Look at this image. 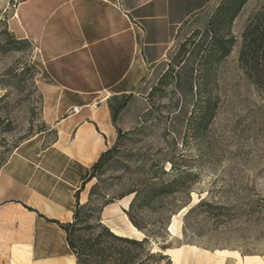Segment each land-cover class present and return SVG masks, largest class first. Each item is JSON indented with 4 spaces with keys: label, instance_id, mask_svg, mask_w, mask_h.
Segmentation results:
<instances>
[{
    "label": "crops",
    "instance_id": "0c3cea01",
    "mask_svg": "<svg viewBox=\"0 0 264 264\" xmlns=\"http://www.w3.org/2000/svg\"><path fill=\"white\" fill-rule=\"evenodd\" d=\"M221 1L24 0L13 8L12 0H0V22L34 46L46 125L0 170V264H77L58 223L73 222L93 165L119 131L141 126L175 48L208 29ZM123 202L107 206L102 221L133 238L125 213L131 201ZM184 248L172 250L173 264H185Z\"/></svg>",
    "mask_w": 264,
    "mask_h": 264
},
{
    "label": "rangeland",
    "instance_id": "374dc122",
    "mask_svg": "<svg viewBox=\"0 0 264 264\" xmlns=\"http://www.w3.org/2000/svg\"><path fill=\"white\" fill-rule=\"evenodd\" d=\"M231 1L222 0L218 8ZM261 10L264 0H248L231 24H217L218 36L235 38L232 53L221 62L207 58L213 43L208 30L175 48L143 126L124 137L86 187L81 237H89V227L99 230L110 201H124L126 207L134 199L131 191L145 183H165L172 192L142 211L150 223L164 221L160 237L151 240L153 253L169 256L194 245L209 254L211 264L218 259L223 264L264 261V89L252 83L239 62L243 33ZM33 53L31 42L11 40L0 26V170L23 142L45 127L33 81ZM115 209L124 224L123 213ZM174 221L176 236L169 233ZM185 264L196 261L191 256Z\"/></svg>",
    "mask_w": 264,
    "mask_h": 264
},
{
    "label": "trees",
    "instance_id": "16d2710c",
    "mask_svg": "<svg viewBox=\"0 0 264 264\" xmlns=\"http://www.w3.org/2000/svg\"><path fill=\"white\" fill-rule=\"evenodd\" d=\"M21 1L24 0H12L11 5L14 8L16 3ZM247 1L248 0H232L227 7H219L218 10L213 14L207 29L212 35L213 42L210 50L207 49L206 53L208 54L207 58L209 59V62H221L229 57L232 53L233 47L235 46V38L227 37L225 35L218 36L216 27L217 24L222 22H226V25L231 24ZM2 25L5 27L6 34L9 35L11 40H14L18 43H30L28 40L17 39L15 35L9 32L5 22H0V26ZM242 38L243 47L239 57L240 65L245 70L247 77L252 81V83L258 88L264 89V10H261L249 23L243 33ZM183 46L185 47L186 45L184 44ZM191 51L187 52L186 55L188 58L183 60L181 64L182 66H184L189 60ZM203 56L204 54L202 57ZM33 67L35 69V79L38 70L34 65ZM170 68L161 77L158 83L165 78V76L169 73ZM24 71V68L20 70L21 73ZM12 75L13 74H8L7 77ZM7 77L5 76L3 78ZM156 86L152 89L148 97L150 110L152 109L153 94L155 91H157ZM180 109L181 105L179 106V110ZM150 110L144 115L141 126L134 131L140 129L143 126L145 117L150 112ZM208 113L209 112L207 111L203 114V119L208 116ZM45 130L46 125L44 130L41 132H44ZM130 133H123L122 131H119L117 143L112 149L104 153L97 163L93 165L90 178L83 185V190H85L87 185L96 177V174L105 168L108 162L112 159L113 155L118 152L121 141L126 135ZM171 192V185H167L165 183H145L142 188L135 189L128 194L134 195V199L130 204L129 210L125 213L128 216L131 224L145 235V238L142 240L118 236L114 234L107 226H105L102 220L98 226V231H94L95 228L89 227V237H81L78 226L82 222V211L84 210L85 205L80 203V192L77 193V206L73 222L68 224L58 223V225L67 234V242L69 248L76 257L77 264H164V262H166V264H171V259L169 256L162 253H153L151 250V240L160 237V234L163 231V219H157L153 223H150L142 218V211L146 207L150 206L154 200H160ZM123 198L124 197L121 199ZM113 203L114 200L110 201L106 207ZM155 223L160 224L161 227H156Z\"/></svg>",
    "mask_w": 264,
    "mask_h": 264
},
{
    "label": "bare ground",
    "instance_id": "6f19581e",
    "mask_svg": "<svg viewBox=\"0 0 264 264\" xmlns=\"http://www.w3.org/2000/svg\"><path fill=\"white\" fill-rule=\"evenodd\" d=\"M131 230L134 234L136 235H143L142 232H140L138 229H136L132 224H131ZM177 224L176 222H172V224L169 227V233L172 236H176L177 234ZM209 254L203 250H201L200 248L194 246V245H190V246H185V248L183 249V260L186 263L187 260L189 259V256H192L195 259H198V261L202 258V259H208V260H212V258L210 256H208ZM215 264H223V260L218 259L215 261Z\"/></svg>",
    "mask_w": 264,
    "mask_h": 264
}]
</instances>
